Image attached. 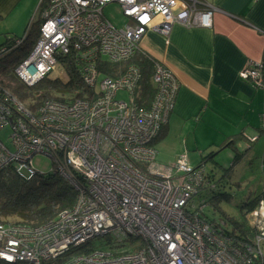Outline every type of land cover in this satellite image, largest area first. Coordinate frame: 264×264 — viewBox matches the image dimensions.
Masks as SVG:
<instances>
[{
  "label": "built area",
  "instance_id": "2783aa9c",
  "mask_svg": "<svg viewBox=\"0 0 264 264\" xmlns=\"http://www.w3.org/2000/svg\"><path fill=\"white\" fill-rule=\"evenodd\" d=\"M114 2L128 18L124 27L104 16V8ZM38 7L40 36L15 74L28 87L57 71L63 78L67 73L61 60L71 56L92 96L45 99L33 110L0 85V171L13 167L26 180L58 172L77 197L71 208L43 224L0 222V261L264 264V190L246 212L249 232L234 238L224 233L231 227L225 220L211 222L204 216L206 202L197 206L193 201L203 188L216 187L206 184L205 164L193 165L187 153L176 163H160L155 146L175 109L180 83L142 41L149 31L169 38L176 24L212 27L217 7L206 0H40ZM29 31L0 46V57L22 45ZM140 53L153 64L156 93L148 107L137 98L144 73L132 60ZM103 61L121 66V73H105ZM240 76L264 87L262 61H249ZM121 91L130 95L129 101L118 98ZM6 127L8 141L1 136ZM41 155L51 159L48 172L34 163ZM106 236L120 244L142 243L132 251L91 245Z\"/></svg>",
  "mask_w": 264,
  "mask_h": 264
},
{
  "label": "crops",
  "instance_id": "0c3cea01",
  "mask_svg": "<svg viewBox=\"0 0 264 264\" xmlns=\"http://www.w3.org/2000/svg\"><path fill=\"white\" fill-rule=\"evenodd\" d=\"M15 1L0 0V14L6 17ZM206 1L217 7L212 27L176 24L169 38L149 31L142 41L180 83L166 134L155 142L158 160L175 162L187 152L190 162H202L209 151L218 152L215 161L232 149L239 162H263L264 87L240 73L251 60L264 65V0Z\"/></svg>",
  "mask_w": 264,
  "mask_h": 264
},
{
  "label": "trees",
  "instance_id": "16d2710c",
  "mask_svg": "<svg viewBox=\"0 0 264 264\" xmlns=\"http://www.w3.org/2000/svg\"><path fill=\"white\" fill-rule=\"evenodd\" d=\"M3 18L4 16L0 14V19ZM29 26L30 24L25 29L26 31L30 29L25 42L7 55L0 57L1 87L16 95L33 110H37L45 99L73 101L77 98H90L92 91L83 82L71 56L61 60V64L67 73V76L63 78L49 75L36 85L28 87L17 77L15 68L30 54L41 32L40 23L39 25L38 23L35 24L32 28H29ZM23 35L20 37H23ZM132 61L137 63L144 73L137 97L139 104L148 107L156 93L155 86L152 83L153 64L141 53ZM102 70L110 75L118 76L121 73V66L103 61ZM165 134L166 131L160 136L164 137ZM232 143L233 141L226 145ZM217 153L211 152L205 155L202 162L199 163L214 159ZM241 157V154H236L233 167ZM77 181L81 183L82 177L77 176ZM262 195L263 192L249 203H246L244 207L249 209L254 207ZM76 197L77 191L75 188L58 172L26 180L21 178L13 167L0 171V222H20L29 225L43 224L55 218L62 210L71 208ZM9 218L16 219L8 220ZM248 232L249 229L245 223H239L235 220H231V227L224 230V233L239 239H243ZM0 264L9 263L0 261Z\"/></svg>",
  "mask_w": 264,
  "mask_h": 264
},
{
  "label": "rangeland",
  "instance_id": "374dc122",
  "mask_svg": "<svg viewBox=\"0 0 264 264\" xmlns=\"http://www.w3.org/2000/svg\"><path fill=\"white\" fill-rule=\"evenodd\" d=\"M15 7L9 11L8 15L0 19V46L5 44L8 39L20 37L26 32L28 24L32 28L35 24L42 23V8H39L40 0H16ZM14 3V4H15ZM104 16L115 26L121 28L126 25L128 18L123 14L121 6L114 2L104 8ZM62 71V70H61ZM62 76L60 71L52 74V77ZM119 99L130 100L127 92L118 93ZM3 140L8 141L10 128L2 130ZM187 152H183L186 154ZM194 153V152H193ZM209 151L206 152L208 155ZM232 149H224L219 158L215 161L204 162L206 166V184L216 185L213 191L203 188L200 195L193 200L197 206L206 202L204 216L211 222L225 220L231 226V220L247 224L246 212L248 207H244L264 190L263 162H238L233 167ZM182 154V155H183ZM237 154V153H236ZM233 153V155L236 156ZM234 156V157H235ZM177 161V160H176ZM175 162H160L163 164H173ZM192 161V160H191ZM37 168L44 172L50 171L53 167L51 159L41 155L34 159ZM198 164L199 162H190ZM247 208V209H246ZM16 218H9L13 220ZM5 222V221H4ZM140 239L131 242L116 243L110 242L109 237H98L92 240L91 245L96 249L114 251H132L141 245ZM74 254V252H73ZM63 259L65 258L62 257ZM44 264H62L60 261L45 262Z\"/></svg>",
  "mask_w": 264,
  "mask_h": 264
}]
</instances>
